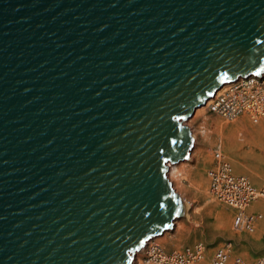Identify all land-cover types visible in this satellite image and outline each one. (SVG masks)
Returning <instances> with one entry per match:
<instances>
[{"label": "water", "instance_id": "95a60500", "mask_svg": "<svg viewBox=\"0 0 264 264\" xmlns=\"http://www.w3.org/2000/svg\"><path fill=\"white\" fill-rule=\"evenodd\" d=\"M262 72L264 0H0V264H131L186 121Z\"/></svg>", "mask_w": 264, "mask_h": 264}, {"label": "rangeland", "instance_id": "374dc122", "mask_svg": "<svg viewBox=\"0 0 264 264\" xmlns=\"http://www.w3.org/2000/svg\"><path fill=\"white\" fill-rule=\"evenodd\" d=\"M189 122L186 121L187 126L196 135L192 157L181 165L174 176L177 193L187 203V214L183 216L182 213L176 221V228L165 232L155 242L172 251L201 241L209 247L210 253L216 248H227L231 260L239 257L252 264L264 258V218L255 231L234 230L236 211L212 198L209 173L215 163L212 149L220 143L234 171L249 177L260 190H264V128L257 126L252 129L253 125H264V118L255 119L244 114L234 120H226L206 108L196 112ZM245 126L248 131L243 130ZM233 128L243 135L242 138L238 136L234 145V140L230 139ZM242 146L237 154L236 150ZM256 174L260 180L255 178ZM249 210L255 212L252 208ZM222 211L225 212V219H221ZM256 211L264 215L263 208L259 207ZM141 253L134 264H148L144 261L146 255Z\"/></svg>", "mask_w": 264, "mask_h": 264}, {"label": "built area", "instance_id": "2783aa9c", "mask_svg": "<svg viewBox=\"0 0 264 264\" xmlns=\"http://www.w3.org/2000/svg\"><path fill=\"white\" fill-rule=\"evenodd\" d=\"M209 110L227 120H234L243 114L254 115L255 119L264 118V75L251 76L231 83L226 92L213 100L212 104L209 105ZM215 153H217V151H215ZM218 171H220V169H216L211 173L212 190L215 194L217 192L216 195L218 198L222 199L223 197L227 198L229 196V203L234 202L232 197L236 198L237 201H242L240 203H243L246 202V198L251 196L252 198L254 197L257 191L246 192L245 183H239L240 180L236 178V183H239L238 189L236 190V188L233 187L236 183L231 180L234 175L230 168L229 183L223 184L220 181L219 177L221 173ZM218 189L220 191H218ZM233 191H236V194H233ZM240 216L241 214L236 217L233 223V229L236 231H254V227L256 226L254 225L255 220H253V218H248L244 223ZM156 243H153L154 245L146 251V260L155 264H192L191 261L193 257L195 260H198L199 257L206 255L201 254L199 249H195L197 250L196 254L195 250L193 252L194 248H192L191 251L189 247L167 252L161 245L158 246V243ZM224 253L225 252L222 251L216 254L218 257L216 264H225V262L222 261V257L226 254ZM163 257L165 261H163ZM236 260L234 264H240V258ZM252 264H264V258H260Z\"/></svg>", "mask_w": 264, "mask_h": 264}, {"label": "bare ground", "instance_id": "6f19581e", "mask_svg": "<svg viewBox=\"0 0 264 264\" xmlns=\"http://www.w3.org/2000/svg\"><path fill=\"white\" fill-rule=\"evenodd\" d=\"M260 75H264V72H262L261 74H259L258 76H260ZM251 77V76H250ZM230 85L231 84H227V85H224L219 91H217V93L215 94V96L213 97V98H211L209 101H207V103L204 105V106H202L201 108H199L196 112H198L199 110H203V109H206V108H208V110H209V105H211L212 104V102H213V100L216 98V97H218L219 95H221V94H223L224 92H226L228 89H229V87H230ZM195 112V113H196ZM195 115V114H194ZM244 115V114H243ZM247 115H249V114H247ZM242 116V115H241ZM249 116H251L252 118H254V115H249ZM240 117V116H239ZM223 119H226V118H224V117H222ZM238 118V117H237ZM191 119V118H190ZM189 119V120H190ZM189 120H187V122L188 123H190L189 122ZM227 120V119H226ZM187 123V124H188ZM186 124V125H187ZM189 125V124H188ZM257 126H260L261 128H264V125H263V123H260V124H258V125H253L252 126V129H255ZM190 127V126H189ZM245 128V129H244ZM243 128V130H245V131H248L249 129H247V127L245 126ZM249 128V127H248ZM231 133H233V134H231V136H230V139L231 140H234V142H233V145L235 144V142H236V140H238L237 138H238V136L240 137V138H242L243 137V135L242 134H240V131L238 130V129H232L231 130ZM194 135L193 136H196L195 135V133H193ZM246 136V135H245ZM195 139H196V137H195ZM220 143H218L213 149H212V153H213V155H214V157H215V163H214V165H213V167H212V169L210 170V173H209V176H210V182H209V192H210V194L212 195V198H214L216 201H218V202H220V203H222V204H224V205H226V206H228V207H231V208H233V210H235L236 212H235V214H234V218H233V223H234V221H235V219H236V217L238 216V215H240L241 214V218H242V221L245 223L246 222V220L248 219V218H253V220H255V222H254V225H256L255 227H254V231H255V229L257 228V225H258V223H260L262 220H263V218H264V215H263V213H260V214H258V212L256 211L259 207H261V208H263L264 209V200H262V199H264V190H260L252 181H251V179L249 178V177H247V176H245V175H242V174H237L235 171H234V168H233V166L231 165V163L229 162V159H227V156H226V154L223 152L224 150H223V148L221 149V147H220ZM243 149V146L242 147H240L238 150H236V153L238 154L239 152H240V150H242ZM193 150V149H192ZM223 150V151H222ZM215 151H217V153H215ZM235 151V150H234ZM251 152H253V151H251ZM250 152V153H251ZM191 157H192V154L190 155V159H191ZM255 158H257V159H259L257 156H254ZM189 159V160H190ZM244 160V159H243ZM245 161V160H244ZM183 162V163H182ZM182 162H179V163H177V164H173V165H171L170 166V170H169V178H170V180L172 181V183H173V186H174V188H175V190L177 191V187H176V185H175V179H174V176L176 175V173H178L179 172V168L181 167V165L182 164H185L186 162H187V160H184V161H182ZM229 168H230V170H231V172H232V174L234 175V177L231 179L233 182H235L236 183V179H238V180H240L239 181V183H241V182H244L245 183V187H246V189H247V191L246 192H250V191H254L255 190V194H254V197L252 198V196L251 197H248V198H246V202H243V203H240V202H242V201H237V199L236 198H234V197H232V199H233V201L234 202H232V203H229V196L227 197V198H222V199H220V198H218L217 197V192H216V194L213 192V190H212V188H213V184H212V175H211V173L214 171V170H216V169H220V171H218V172H220L221 173V175H220V181L223 183V184H225V183H229ZM180 171H181V169H180ZM244 170H242V172H243ZM214 176V175H213ZM236 178V179H235ZM255 178L257 179V180H260L259 179V177L257 176V174H256V176H255ZM239 183H236L233 187H235L236 188V190L238 189V186H239ZM241 185V184H240ZM218 191H220L219 189H218ZM178 192V191H177ZM233 194H236V191H233ZM183 201V200H182ZM183 216L185 215V214H187V209H188V206H187V203L184 201L183 202ZM250 208H252L253 209V211H255V212H252V211H250L249 209ZM220 215H221V219L223 218V219H225V212H220ZM180 218V217H179ZM178 219H176L175 220V223H174V228L173 229H175L176 228V221H177ZM261 220V221H260ZM252 224H253V221H252ZM171 228V229H172ZM169 231V230H168ZM165 232H167V231H165ZM165 232H163L161 235L162 236H164V233ZM161 235H159V236H156L155 238H153V239H150L147 243H146V245L145 246H143L138 252L139 253H143L144 252V254L146 255V251H147V249L149 250L150 248H151V246H153L154 244L153 243H156L155 242V240L157 241L158 239H160L162 236ZM154 240V241H153ZM157 244V243H156ZM161 244L160 243H158V246H160ZM162 246V245H161ZM184 247H189V248H191L190 250L192 251V248H194L193 249V252H194V250L195 249H199L200 250V252H201V254H206V255H204V256H201V257H199V259L198 260H195V258L193 257V259H192V264H216V261H217V259H218V257L216 256V254L217 253H221L222 251H224L225 253V256L224 257H222V261L223 262H225V264H234V262L235 261H237L236 259L237 258H239V257H236L235 259H233V260H231L230 259V254H229V250L227 249V248H216L212 253H210V249H209V247L204 243V242H195V243H193V244H190V245H186V246H183V247H181V248H175V249H173L172 251H175V250H181L182 248H184ZM162 248L165 250V251H167V252H169L170 250H168L167 248H165L164 246H162ZM197 250H195V253L197 254ZM136 253L135 255L136 256H134V258L135 259H133L134 261H132L133 263H131V264H134L137 260H139L138 258H139V253ZM166 252V253H167ZM141 253V254H142ZM144 255V256H145ZM231 260V261H230ZM240 260H241V262H240V264H248V263H246L244 260H242L241 258H240ZM145 262H147L148 264H155V263H153V262H149V261H147V260H144ZM163 261H165V258L163 257Z\"/></svg>", "mask_w": 264, "mask_h": 264}]
</instances>
